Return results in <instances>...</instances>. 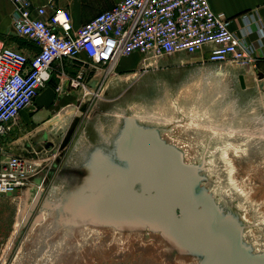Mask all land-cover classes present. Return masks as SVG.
<instances>
[{"label": "rangeland", "instance_id": "rangeland-1", "mask_svg": "<svg viewBox=\"0 0 264 264\" xmlns=\"http://www.w3.org/2000/svg\"><path fill=\"white\" fill-rule=\"evenodd\" d=\"M119 61L122 69L104 82L103 68L90 67L97 80L90 87L94 94L84 98L79 89L56 93L53 77L46 84L54 91L50 110L39 117L42 131L23 139L29 108L10 131L8 143L17 141L18 153L41 165L21 196L0 197V264H206L205 254L158 226L102 214L101 189L88 195L100 162L123 168L119 148L129 126L141 134L159 125L171 128L180 118L183 134L200 125L207 134L183 149L210 145L205 161L201 153L187 161L165 143L193 170L192 198L209 196L219 219L240 228L242 246L264 257V96L256 78L248 79L246 91L236 83L242 69L229 64L187 70L170 57L154 69L143 67L139 54ZM224 126L230 130L214 129Z\"/></svg>", "mask_w": 264, "mask_h": 264}, {"label": "built area", "instance_id": "built-area-1", "mask_svg": "<svg viewBox=\"0 0 264 264\" xmlns=\"http://www.w3.org/2000/svg\"><path fill=\"white\" fill-rule=\"evenodd\" d=\"M9 1L14 5L15 32L33 48L0 47V197L21 196L40 168L39 160L8 151L6 139L18 126L21 112L34 105L52 79L55 64L64 60L79 64L71 77L62 70L54 75L55 92L63 87L79 89L84 98L94 94L88 67L103 68L104 82L122 57L139 54L141 65L151 67L162 58L192 55L205 48L207 63L251 69L257 59L256 45L264 44V21L256 13L242 16L244 26L238 36L229 30L225 15L215 13L207 0H122L77 29L64 8ZM251 23L257 27L256 45L246 41Z\"/></svg>", "mask_w": 264, "mask_h": 264}, {"label": "water", "instance_id": "water-1", "mask_svg": "<svg viewBox=\"0 0 264 264\" xmlns=\"http://www.w3.org/2000/svg\"><path fill=\"white\" fill-rule=\"evenodd\" d=\"M238 79L244 88L242 75ZM119 156L128 168L100 162L90 180L88 195L102 190V214L158 226L205 254L206 264H264L263 256L250 255L242 246L240 228L219 219L209 196L192 198L193 170L154 131L138 134L129 126Z\"/></svg>", "mask_w": 264, "mask_h": 264}, {"label": "crops", "instance_id": "crops-1", "mask_svg": "<svg viewBox=\"0 0 264 264\" xmlns=\"http://www.w3.org/2000/svg\"><path fill=\"white\" fill-rule=\"evenodd\" d=\"M34 7L38 6H54L66 9L71 16L72 26L74 29L79 28L86 22L90 21L94 18L98 13L109 10L115 4L119 3L122 0H29ZM211 9L215 13H222L225 17L229 20V30L234 32L236 35L241 36L242 32L241 29L244 26L242 21V16L244 14H257L259 18L264 21V0H207ZM14 14V5L9 0H0V47H9L12 49H17L21 51H27L33 48V44L28 41L26 38L19 36L13 27L12 19ZM250 28L252 33L246 38V41L252 42L256 45V25L255 23L250 24ZM207 50L204 48L201 52H197L192 54L197 56L201 61H205ZM189 55L185 53L176 54L173 56L165 57L156 62L151 67L154 69L159 68V63L164 61L167 58L174 57L178 58L179 65L183 66L186 62H182L184 59L183 57ZM256 63L255 67L251 69H244L241 68L244 82V88L240 89L248 91L250 88L247 84L248 79L252 78L255 79L256 83L258 84V91L263 94L264 96V44L262 47H258L256 45ZM82 58L84 59L83 55ZM134 61L136 60V55L133 56ZM120 62V61H119ZM79 64L73 63L71 61L64 60L61 63H57L55 67H53V75L52 78L55 77L54 75L59 72L63 71L65 74H71L72 72H76L78 69ZM118 67L122 69V65L118 63ZM146 68V67H145ZM88 77H90L89 84L93 87L94 82L97 80L98 72L94 73L92 69L88 67L87 69ZM95 74V75H94ZM237 75V77L239 76ZM45 90V95L41 93ZM79 95V94H78ZM77 95V96H78ZM54 97V91L50 85H46L38 94L37 98L34 101V106L27 110V114L24 118V126L26 129L25 134L23 135V139L30 140L32 135L39 133L42 131L41 126L38 125L40 113L43 109L50 110V104ZM64 98L61 100V104L64 103ZM24 111V110H23ZM22 111V112H23ZM52 111V110H51ZM21 112V114H22ZM20 114V115H21ZM36 120V121H34ZM54 119L50 118L48 122L53 121ZM17 127V126H16ZM15 128V127H14ZM14 130V129H13ZM9 136L7 137V146L8 151L14 154L18 153L17 146L15 143L17 141H13L8 143ZM32 146V144L30 143ZM21 155V154H20Z\"/></svg>", "mask_w": 264, "mask_h": 264}, {"label": "flooded vegetation", "instance_id": "flooded-vegetation-1", "mask_svg": "<svg viewBox=\"0 0 264 264\" xmlns=\"http://www.w3.org/2000/svg\"><path fill=\"white\" fill-rule=\"evenodd\" d=\"M207 65H211V63H205V62H197V63H193V62H189V63H185L182 67L186 68L187 70H190L191 68H197L200 66H207ZM167 78H170V76H168ZM236 83H237V87L240 88V83H239V79L238 77H236ZM172 79H175V77L173 76ZM174 124H171V128L170 124L167 126H156L154 129V132L156 133V135L159 137V139L168 144L171 145L173 147H175L176 149H178L179 153L182 155L184 160H190V159H195L197 158L196 153H201L199 156V159L202 161H205L206 158H208L210 156V145H202V149H197V148H190L188 146V149L186 148H182L183 146L187 147L188 144L197 142L198 140H202V138L206 137V132H205V128L202 127V125H200L198 127V131H193V132H189L186 134H183L181 129L182 128V124H183V119L180 118V120H176V122H173ZM179 123V124H177ZM232 127V126H231ZM214 129H218L220 131L223 130H230V128L228 127H219V128H214ZM204 130V131H203ZM211 131V130H210ZM205 140V139H204ZM209 142L211 143V140H209ZM193 152V153H192ZM192 153V154H191ZM195 153V154H194ZM121 160L122 163L124 165L125 168H128V164L127 161L124 157L121 156ZM251 254V253H250ZM253 255V254H251Z\"/></svg>", "mask_w": 264, "mask_h": 264}, {"label": "bare ground", "instance_id": "bare-ground-1", "mask_svg": "<svg viewBox=\"0 0 264 264\" xmlns=\"http://www.w3.org/2000/svg\"><path fill=\"white\" fill-rule=\"evenodd\" d=\"M118 67V63H117V65H116V67L115 68H117ZM132 78H135V76H133ZM122 148V147H121ZM251 255V254H250ZM254 256V255H253Z\"/></svg>", "mask_w": 264, "mask_h": 264}]
</instances>
